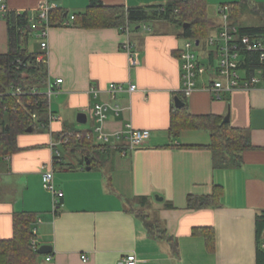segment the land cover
I'll return each instance as SVG.
<instances>
[{
    "label": "crops",
    "instance_id": "obj_1",
    "mask_svg": "<svg viewBox=\"0 0 264 264\" xmlns=\"http://www.w3.org/2000/svg\"><path fill=\"white\" fill-rule=\"evenodd\" d=\"M3 1L10 13H28L32 29L40 31L38 8L46 0ZM101 1L135 8L177 0ZM51 2L67 17L62 26L50 22L45 64L48 81L63 79L50 97V112L57 120L39 136L20 133L19 150L0 160V237L11 238L14 214L27 212L41 220L34 225L39 248H53L42 255L40 264H120L132 253L138 264H258L256 217L264 211V83L251 91H222L217 99L208 90L211 77L205 75L186 96L179 59L186 39L176 24L153 20L145 24L150 30L132 26L129 36L118 28L84 29L73 25V17L84 13L90 0ZM209 16L217 26L211 34L215 35L223 21ZM1 18L0 55H4L10 49L9 33L6 19ZM126 42L138 52L136 68L122 48ZM112 83L126 90L115 100L107 91ZM132 84L138 89L129 93ZM93 89L99 91L98 99ZM176 97L191 115L223 119L230 115V128L244 131L253 149L241 153L238 168L218 165V157L205 148L212 142L209 131L170 134ZM97 102L121 109L118 115L109 111L107 132L122 133L131 124L151 132L148 143L130 150L125 139H114L90 166L84 149L60 146L68 156L65 159L59 150L62 162H55L52 142L68 129L92 131ZM80 113L87 115V123L91 120L89 127L77 122ZM49 169L64 193L57 213L52 194L42 184V174ZM218 189L222 195L216 207L188 208L190 197H207ZM146 223L165 230L177 248L151 236ZM210 230L215 234L213 250L206 232Z\"/></svg>",
    "mask_w": 264,
    "mask_h": 264
},
{
    "label": "trees",
    "instance_id": "obj_2",
    "mask_svg": "<svg viewBox=\"0 0 264 264\" xmlns=\"http://www.w3.org/2000/svg\"><path fill=\"white\" fill-rule=\"evenodd\" d=\"M230 9V21L239 28L240 34L250 36L264 42V26L245 27L239 24L240 18L251 12L264 19V4H257L251 0H240L227 4ZM8 24L9 52L0 55V93H7L12 88H20L25 94L20 96L22 104H18L16 96H3L0 106V160L16 153L19 148L17 137L33 131L39 123L49 124L50 100L45 95L48 85V71L43 63L37 62V54L28 49L29 37L33 31L31 18L28 13L17 15L9 13L5 18ZM66 11L56 8L50 13L53 26H62L66 21ZM169 20L182 29V37L199 42L205 41L217 30L215 22L209 16L207 0H177L165 5L126 8L125 6H107L101 0H90V5L84 13L73 17L74 26L84 29L120 28L129 23L136 28L153 20ZM185 24L187 26L185 27ZM215 54H211L213 61ZM244 68L248 72L264 69L258 53L244 52ZM21 59L27 66L17 69V61ZM39 94H33L32 91ZM16 110V111H15ZM37 113L38 121L31 120V115ZM183 130H207L211 134L212 142L208 148L218 157V165L223 168H238L241 164L240 155L245 150H252L249 137L241 129L230 128L222 117H198L189 113L186 106L177 109L172 116L170 134L173 137ZM75 131L76 130H65ZM60 136V135H59ZM82 148L91 161L95 156L105 152L99 149L93 141L77 142L73 140L66 148ZM203 147V146H199ZM98 159V158H97ZM220 189L210 196L203 198L190 197L189 209H203L216 207L221 197ZM35 213H15L13 216V236L9 239L0 237V264H40L42 255L38 253V246L33 245L34 225L37 222ZM151 236L169 241L172 248H177L176 242L167 235L165 230L151 223H146ZM208 245L214 249L215 234L206 231ZM257 263L264 264V211L256 217Z\"/></svg>",
    "mask_w": 264,
    "mask_h": 264
},
{
    "label": "built area",
    "instance_id": "obj_3",
    "mask_svg": "<svg viewBox=\"0 0 264 264\" xmlns=\"http://www.w3.org/2000/svg\"><path fill=\"white\" fill-rule=\"evenodd\" d=\"M57 6L51 2V0L44 1L38 8V21L42 25L37 37L41 40L40 53L37 54V62L46 64L48 58V35L50 29V13L56 9ZM10 11L8 6L3 0H0V16L7 18ZM218 13L222 17L223 24L220 30L215 35H210L205 41L207 47L210 50L206 52L205 61L197 56L195 49L202 45L201 42L197 45V41L193 39H186L185 44L180 51L179 59L181 63L182 79H183V92L186 96L191 95L197 86V80L201 76L208 75L211 77L208 90L219 99L222 91L234 92L237 90L251 91L258 88L264 83V69H255L252 72H248L244 66V52L258 53L261 63H264V42L254 39L247 35H241L239 28L233 25L230 21V9L227 5H222ZM17 15H22V12H17ZM144 30H150L147 25L142 26ZM123 35L129 36L131 34L132 26L127 23L124 26L118 28ZM130 57V65L132 68H136L140 65V59L137 50L131 42H126L123 47ZM215 54L213 61L211 54ZM216 60L218 63H216ZM17 69L21 70L27 66V63L21 59L17 61ZM63 83V79H57L55 83L48 81V85L45 91V95L49 98L55 93V86ZM137 86L132 84L128 88L129 93L137 91ZM108 93L112 100H115L117 94L125 92L123 85L112 83L108 88ZM33 94H39L37 91H32ZM92 95L95 99L99 97V91L92 90ZM25 93L20 88H12L7 93H0V106L3 96H16L18 98V104H22L20 96ZM118 115L121 109L118 106L112 108L109 103L97 102L94 105L93 114L96 123L95 128L92 131H63L60 136L55 139L51 148L54 151V160L57 163L62 162L61 152L59 147H66L71 144L73 140L77 142L93 141L99 146V149L103 152L112 146L114 139L119 141L125 139L127 141V148L135 150L145 146L151 138V132L149 130L135 129L131 124L127 125L125 132L111 134L104 128V124L108 119L110 110ZM16 111V110H15ZM49 124L57 120V116L49 112ZM31 120L38 121L39 115L34 113L31 115ZM48 124V126H49ZM42 128H48L44 123H39ZM42 184L45 190L50 192L53 197V210L57 213L62 207V199L64 193L58 190L55 185V172L53 169H49L42 174ZM41 223L38 220L36 224ZM34 235L36 239L33 240V245L37 244V229L34 227ZM39 247V246H38ZM51 258H47L50 261ZM120 264H138V259L134 253L129 254Z\"/></svg>",
    "mask_w": 264,
    "mask_h": 264
},
{
    "label": "rangeland",
    "instance_id": "obj_4",
    "mask_svg": "<svg viewBox=\"0 0 264 264\" xmlns=\"http://www.w3.org/2000/svg\"><path fill=\"white\" fill-rule=\"evenodd\" d=\"M207 1H208L209 14L212 16L214 14L215 19H217L218 21L221 22L222 17L218 13L219 8L222 5H227L230 3L238 2L240 0H207ZM251 1H253L254 3H257V4H264V0H251ZM1 19L4 20V18H1ZM239 24L241 26H245V27L264 26V19H262L260 16L255 15L251 12H247L246 14H244V16H242L240 18ZM38 33H39L38 30H36V31L33 30L30 37H29L28 49L30 52H36L40 48L41 40L37 37ZM207 50H210V49H208L206 41H203L202 45L195 49V53L197 54V56L199 58L205 59V55H206ZM216 63H218L217 60H216ZM90 125H91V120H89L88 123L80 125V126L81 127H89ZM47 131H48L47 129L42 128L40 125H38L34 131H32L31 133H28V134L26 133L24 136L25 137H35V136L41 135L42 133H46ZM59 150L62 152L65 159H67L68 155H67L66 151L64 150V148L59 147ZM68 154H70V153H68Z\"/></svg>",
    "mask_w": 264,
    "mask_h": 264
},
{
    "label": "water",
    "instance_id": "obj_5",
    "mask_svg": "<svg viewBox=\"0 0 264 264\" xmlns=\"http://www.w3.org/2000/svg\"><path fill=\"white\" fill-rule=\"evenodd\" d=\"M187 26V24H185V27ZM199 44V41H197V45ZM175 106L177 109H180L182 107L185 106V103L182 102V100L178 97L175 98ZM230 120V115H227V117H225L224 122L227 123ZM77 122L79 124H86L87 123V115L84 113H80L77 117ZM33 131V128L30 127L29 129H27V133H31ZM86 164L88 166H90V160L86 159ZM88 169L90 170V167H88ZM158 198V197H157ZM53 250V248L51 246H42L38 249V253L40 255H47L49 253H51Z\"/></svg>",
    "mask_w": 264,
    "mask_h": 264
}]
</instances>
